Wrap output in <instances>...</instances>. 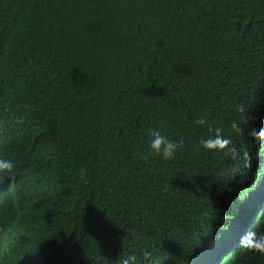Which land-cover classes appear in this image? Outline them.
Instances as JSON below:
<instances>
[{
    "label": "trees",
    "instance_id": "trees-1",
    "mask_svg": "<svg viewBox=\"0 0 264 264\" xmlns=\"http://www.w3.org/2000/svg\"><path fill=\"white\" fill-rule=\"evenodd\" d=\"M263 60L264 0H0V193L18 223L42 210L41 264H123L134 237L190 259L238 188L225 175L264 113ZM16 237L2 264H30Z\"/></svg>",
    "mask_w": 264,
    "mask_h": 264
},
{
    "label": "clouds",
    "instance_id": "clouds-1",
    "mask_svg": "<svg viewBox=\"0 0 264 264\" xmlns=\"http://www.w3.org/2000/svg\"><path fill=\"white\" fill-rule=\"evenodd\" d=\"M230 45L244 43L239 31L227 33L224 37ZM264 78V60L262 62ZM208 123L205 122L206 128ZM37 123L27 127L24 132V147L31 149L39 139ZM240 134L243 139L233 142L243 148L238 157L231 158L229 172L225 177L236 181L238 188L232 184L223 186L224 194L216 204L206 211L202 230L203 240L198 244L196 253L182 263V257H155L137 249L140 237H134L132 251L124 258L123 264H247L255 260L264 264V233H254L255 225L259 226L264 215V113L254 119ZM8 182L6 186H10ZM7 188L0 193V264H2L4 249L11 238H17V248L23 252L30 264H41L43 249L38 244V234L44 227L42 210H33L26 224L21 211L16 205L6 200ZM243 196L242 198H240ZM35 251V254L29 252ZM139 252L141 261L135 259Z\"/></svg>",
    "mask_w": 264,
    "mask_h": 264
}]
</instances>
